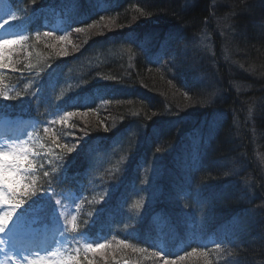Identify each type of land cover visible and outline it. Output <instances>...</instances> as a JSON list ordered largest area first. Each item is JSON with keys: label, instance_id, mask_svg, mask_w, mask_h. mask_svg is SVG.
<instances>
[{"label": "trees", "instance_id": "obj_1", "mask_svg": "<svg viewBox=\"0 0 264 264\" xmlns=\"http://www.w3.org/2000/svg\"><path fill=\"white\" fill-rule=\"evenodd\" d=\"M87 1L114 9L121 14L119 20L93 11L86 3L10 0L21 19L19 22L31 31L51 30L58 22L64 29L72 28L73 24L78 27L75 18L82 11L94 22L102 18L91 25L96 26L93 30L83 32L84 39H92L89 46L92 57L100 52L95 61L105 62L101 70L95 65L86 67L79 60L81 54L75 57L79 63L74 64L73 59L63 58L50 47L33 42L11 70L0 71V116L24 115L37 124L33 139L37 156L32 165L33 183L29 191L37 188L48 193L50 190L59 194L80 192L85 206L79 222L87 226L90 236L100 234L103 240L118 237L116 240L141 251L148 249L138 245L131 233L137 227L136 221L161 206L164 197H168L170 190L166 187L162 191L161 182L167 179L175 191L178 171L191 184L181 195L182 202L189 207L184 214L190 216L197 209L200 221L205 223L204 232L214 223L220 230L227 210L240 206L237 195L234 196L233 180L243 170L257 172H251L252 184L244 192L245 204L255 202L253 210L263 208L264 203L257 200H264V39L234 18L233 10L240 14L241 2L217 0L215 7L210 0L194 5L188 2L183 14L188 30L197 36L210 34L215 53L197 52L188 43L191 53L188 55L180 46L169 44L165 48L167 58L147 64V44L133 35L126 36L125 44L110 58L98 41L104 33L122 31L130 23L137 27L159 24L158 14L165 10V1L141 0L137 10L146 24L140 23L131 11L132 0ZM255 6L259 16L253 24L261 30L264 29V1ZM224 7L232 10L231 13L220 14ZM213 13L219 19L215 27ZM248 34L257 37L251 38ZM108 64L113 66L114 76L109 75ZM225 76L228 78L223 80ZM54 79L58 80L55 87ZM5 96L9 99H4ZM69 112L76 115L64 119ZM219 114L223 117L210 121ZM159 129L164 134L163 139L148 157L144 152L143 135L153 136ZM188 129L190 134L203 140L196 149L211 151L209 164L190 171L176 166L173 175L168 177L164 162L167 147L173 137ZM127 131L125 145L122 143L112 152H104L99 147H109ZM165 136L168 138L164 139ZM83 142L84 149H78ZM180 144L182 151L193 150L184 142ZM68 148L73 151L69 153ZM145 155L148 161L143 163L139 158ZM183 157L184 154H178L179 159ZM84 158L90 160L83 162ZM187 163V160L182 161L184 166ZM113 192L115 196L111 199ZM48 193L25 198V205L34 208L44 203ZM119 200L125 201L123 214L115 210ZM169 210L173 232L177 234L180 208L171 205ZM103 222L108 225L105 232H102L106 228ZM250 222L248 218L245 228ZM254 239L264 242V227L259 233L258 228L254 230ZM119 244L122 243L115 242L113 247ZM112 251L117 253L80 256L73 264H119L127 260L122 250H106ZM195 252L186 258L189 264H218L207 259L211 251ZM239 253L244 259L236 261L240 264H264L263 255L250 247ZM174 264H185V261Z\"/></svg>", "mask_w": 264, "mask_h": 264}, {"label": "bare ground", "instance_id": "obj_2", "mask_svg": "<svg viewBox=\"0 0 264 264\" xmlns=\"http://www.w3.org/2000/svg\"><path fill=\"white\" fill-rule=\"evenodd\" d=\"M180 1L184 2L180 4ZM199 1L201 0H163L165 10L162 13L158 14L157 20L159 24L143 25L141 27H137L130 23V25H127V29H124L122 31L114 32L112 30L109 33H104V35L99 39L98 45L106 50L107 57L110 58L116 49L125 44L126 36L133 35L137 37L140 41L147 44L146 50L148 51V53L145 54V60L147 64H151L154 60L160 61L162 60V58H167L168 56L165 53V48L169 44L180 46L183 51H185L188 55L191 54L188 43H190L197 52L212 54V44L202 42L199 39V36L193 35L192 32L189 31L188 27L186 26V24H188V22L184 18L186 15H183L184 8L187 7L186 5L188 2H192L194 5L196 2ZM238 1L241 2L242 9L240 14L233 10L234 18L237 21H241L243 25H247L248 27L252 28L258 36L264 39V29L260 30L259 26L253 24L255 19L259 16V10L255 6V4H260L261 0ZM216 2L217 0H210L209 3L212 4L213 7H215ZM69 3L72 5L86 3L92 8L93 11L102 13L103 15L113 20H119V16L121 15L114 9L107 6H100L94 1L69 0ZM139 4H142L141 0H132L131 11L133 10L134 15L140 23L146 24L144 17H142L139 14L140 12L137 10L138 8H140ZM231 11L232 10H230L228 7H224V13L226 15H228V13H231ZM213 14L214 16H216V21L214 19L212 20V25H214L215 27L216 22L219 19L215 13ZM240 28L242 29L241 26ZM257 35L254 34L253 36L257 37ZM248 36L254 38L250 34H248ZM76 43L78 44V51L86 55L85 57L80 56L79 60L82 61L86 67L95 65L97 70H101L105 62L100 63L94 61L92 59V52L81 42L76 40ZM174 51L180 52L181 50ZM107 66V71L109 72V75L114 76V73L112 71L114 69L113 66L110 64H108ZM227 78L228 76H225L223 80H226ZM185 126H188L187 122ZM187 132L191 133V130L188 129Z\"/></svg>", "mask_w": 264, "mask_h": 264}, {"label": "snow or ice", "instance_id": "obj_3", "mask_svg": "<svg viewBox=\"0 0 264 264\" xmlns=\"http://www.w3.org/2000/svg\"><path fill=\"white\" fill-rule=\"evenodd\" d=\"M17 20V17L13 14L10 19H5L0 21V29H3L5 25L9 24L10 21ZM77 31H83V29H77ZM45 36L51 35V33L45 32ZM21 39H27L23 35H20ZM18 43L17 40H9L7 38L0 39V49L6 45ZM67 55V53H63ZM8 65L4 63V56L2 51H0V68H5ZM15 71V69H13ZM4 99H9L5 96ZM76 115V113L69 112L64 119L69 116ZM107 131V129H105ZM47 131V129H45ZM67 151L71 153L72 148H68ZM24 153V154H22ZM32 162L28 160L26 154V149H21L20 151H0V206L5 204L9 205L11 211H5L0 214V245L5 247H0V255L2 256H14L19 261V264H27L28 256L31 254L27 249H25L18 242V234L21 231L23 225H18L17 231L12 235H7V230L13 220L15 219L17 213L16 210L20 209L22 205L26 202L25 198H31L37 194L48 193L47 190L41 191L40 189L33 188L29 191L31 185L25 183L24 173L31 170ZM45 176L48 175L47 172L44 173ZM12 193V198H7V192ZM60 201L57 200L56 204ZM75 219V217H73ZM105 245L99 244L97 246L88 245L89 251H99V249L104 248ZM32 264H41V262H32ZM167 264V262H166Z\"/></svg>", "mask_w": 264, "mask_h": 264}, {"label": "rangeland", "instance_id": "obj_4", "mask_svg": "<svg viewBox=\"0 0 264 264\" xmlns=\"http://www.w3.org/2000/svg\"><path fill=\"white\" fill-rule=\"evenodd\" d=\"M219 12H220V14H225L224 8L220 9ZM0 13L2 15L0 21H4L5 19H10V17H11L10 11H9L8 7L6 6L4 0H0ZM14 35H15V33L11 31V22L9 24L5 25V27L3 29H0V39L7 38L9 40H17L18 41V43L4 46L2 49H0V51H2V52L8 51L11 48H15V47L19 46L18 44H19V40L21 38L20 37L14 38ZM205 37H208V35H206ZM199 39L202 42L206 43V40H205L203 35H200ZM54 44L63 50L68 45V43L66 41L60 40V39H55ZM6 125H7L6 122L0 123V127H5ZM234 126H235V128L237 127L236 122H235ZM23 131L28 133V130H23ZM26 133H24L20 137H18L19 140H16V141H14L13 138H11V139L10 138H3L0 135V151H9L10 152L13 150L20 151L21 149H26V143L28 140ZM20 141H22L21 142V143H23L22 145H20ZM22 154H24V153H22ZM26 154H27V151H26ZM11 197H12V193L8 192L6 199L11 198ZM57 200H59L60 203L55 204L53 206L50 205L49 208L51 210L55 211L57 213V215H59V219H58V223H57L58 225L56 227L52 228L54 231H56V234H55L56 237H58L61 234V236L58 238V246L55 249H53L51 252H49L48 254L43 255V256H41V255H37V256L29 255L27 264H32V262H41V264H64L63 258L65 255V252H66L67 235L73 226V222H74L73 217H75V212H74V208H70L69 206L66 207V205H68V203L71 200L70 197H68V196L67 197H60V198L54 200V202H56ZM6 205L7 204H5L4 207H6ZM9 211H11V210H9ZM0 214H3V213L0 212ZM31 232L35 233L36 230L35 229H29V230L25 231L24 233H31ZM30 238H31V235H29V239ZM75 246L77 247V249L75 248L76 251H79L80 249H85L86 248V242L81 237H75L74 247ZM0 247H5V246L0 245ZM15 260H16V258H15ZM189 263H190V261H185V264H189ZM0 264H6V260H4L3 257H1V256H0Z\"/></svg>", "mask_w": 264, "mask_h": 264}]
</instances>
